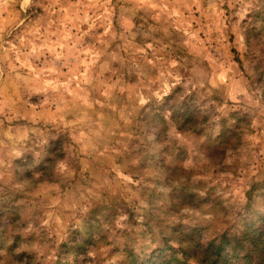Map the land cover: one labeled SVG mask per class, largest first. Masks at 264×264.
Returning a JSON list of instances; mask_svg holds the SVG:
<instances>
[{
	"label": "rangeland",
	"instance_id": "rangeland-1",
	"mask_svg": "<svg viewBox=\"0 0 264 264\" xmlns=\"http://www.w3.org/2000/svg\"><path fill=\"white\" fill-rule=\"evenodd\" d=\"M213 4L201 0L198 11L196 5L174 10L171 0L143 5L124 0H0V170L15 177L25 161L34 164L24 173L23 190L4 200L3 209L11 204L15 216L0 210V222L23 218L24 227L30 224L46 264H93L96 253L105 249L111 264L140 262L170 238L177 245L188 235L177 222L161 243L138 235L130 249L114 251L97 234L99 222L93 225L89 218L103 203V229L118 227L121 217L110 212L133 207L137 198L147 202L153 193L145 189L163 178L164 170L153 158L162 151L169 162L180 157L169 139L178 131L174 114L165 115L171 126L158 141L151 123L160 113L151 120L145 113L156 96L167 99L181 87L168 74L171 60L180 56L185 62L188 71L180 76L191 79L187 89L196 85V103H220L232 91L218 83L231 76L219 65L227 68L231 56V63L243 71L244 60L234 47V33L225 31L221 44L207 14ZM129 7L133 13L125 14L121 26L118 18ZM185 29L197 33V39ZM200 127L194 124L189 131L196 135ZM243 131L215 157L190 156L183 163L196 167L190 175L177 174L172 184L207 189L227 206L231 182L241 168L251 167L252 141ZM192 176L202 179L193 181ZM193 195L200 198L198 192ZM235 219L212 217L206 230L196 234L208 241L234 236Z\"/></svg>",
	"mask_w": 264,
	"mask_h": 264
},
{
	"label": "clouds",
	"instance_id": "clouds-1",
	"mask_svg": "<svg viewBox=\"0 0 264 264\" xmlns=\"http://www.w3.org/2000/svg\"><path fill=\"white\" fill-rule=\"evenodd\" d=\"M107 2L110 3L111 0ZM124 2L129 5H143L147 0ZM171 3L174 10L180 7L190 10V5H196L199 11L201 0H171ZM132 13L131 7L124 9L118 18L121 26L125 23V14ZM174 14L182 16L179 11H174ZM207 14L215 24V31L220 33L221 44L225 31L236 35L234 47L239 49L238 55L244 60V70L241 71L240 66L232 64L231 56H228L227 68L220 64L219 69H222L226 76L231 73V76L218 83L229 85L232 91L226 98L221 97L220 103L210 100L196 103L198 97L192 95L196 85L187 89L185 86L191 84V79L185 80L180 76L182 70L186 73L188 71L184 67L185 62L180 56L170 61L172 71L168 74L174 81L181 83V87L168 95L167 99L164 96H156L148 103L145 113L150 120L153 113H160V119L152 120L151 123L158 141L164 138L171 126L164 119L165 115L169 112L174 114L171 120L178 131L169 139L172 146L180 149L181 155L169 162L166 152L162 151L153 158L156 165L164 170L163 178L154 186L145 189L153 193L147 202L137 198V204L133 207L120 206L122 210L113 209L110 212L111 216L121 217L123 222L118 227L107 231L103 229L105 220L100 219L105 212L103 203L97 207L96 214L89 218L93 225L99 222L101 228L97 234L107 240L114 251H120L123 247L130 249L138 235L145 239L149 236L155 237L156 241L161 243L168 228L177 222L182 224L184 233L195 238L196 233L206 230L207 222L212 217L228 219L234 216L236 219L232 221L231 228L234 229V235L242 239L246 221L253 215L264 216V168H261V165H264V0H214L211 11ZM190 28L189 24L188 29ZM188 29H185V34L196 40L198 34ZM211 31L212 29H209V32ZM199 45L202 49L203 41H199ZM204 58L207 59L206 56ZM161 121L164 123L163 128L160 126ZM197 123L201 127L196 135H192L189 130ZM242 129L245 139L252 141L248 145V151L252 154L251 167L241 168L239 176L231 182L227 206L222 199L213 198L212 191H199L198 186L187 184L180 187L172 184L177 174L190 175L196 167L184 164L186 159L190 156H217L228 140L239 139ZM227 163L231 164L232 161ZM32 167V161H25L15 177L7 174L6 170H0V210L5 211L9 217H14L15 211L11 210V204L8 209H3L4 200L8 194L23 190L24 173ZM199 179L202 177L192 176L193 181ZM194 192H198L199 199L193 195ZM34 231L30 224L24 227L23 218L15 223L11 220L0 222V264H46L41 260L44 252L39 247L38 233L36 239H33ZM170 242L175 248L171 238ZM199 242L207 246L210 241L200 239ZM254 248L252 261L254 264H264V254L257 256L258 246ZM24 253L29 255H22ZM84 264H87V261ZM93 264H111L108 250L97 252Z\"/></svg>",
	"mask_w": 264,
	"mask_h": 264
},
{
	"label": "trees",
	"instance_id": "trees-1",
	"mask_svg": "<svg viewBox=\"0 0 264 264\" xmlns=\"http://www.w3.org/2000/svg\"><path fill=\"white\" fill-rule=\"evenodd\" d=\"M200 239L197 234L195 238L188 234L175 248L167 242L142 261L130 264H190V260L197 264H254V247L258 246L257 256L264 254V216L246 221L242 239L224 234L219 240H210L207 246Z\"/></svg>",
	"mask_w": 264,
	"mask_h": 264
}]
</instances>
